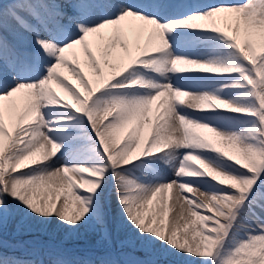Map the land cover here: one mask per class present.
Returning <instances> with one entry per match:
<instances>
[{
    "label": "snow or ice",
    "instance_id": "6c2138e0",
    "mask_svg": "<svg viewBox=\"0 0 264 264\" xmlns=\"http://www.w3.org/2000/svg\"><path fill=\"white\" fill-rule=\"evenodd\" d=\"M160 257L264 264V0H0V264Z\"/></svg>",
    "mask_w": 264,
    "mask_h": 264
},
{
    "label": "bare ground",
    "instance_id": "6f19581e",
    "mask_svg": "<svg viewBox=\"0 0 264 264\" xmlns=\"http://www.w3.org/2000/svg\"><path fill=\"white\" fill-rule=\"evenodd\" d=\"M143 39H146V37H142V40ZM81 59L83 60V56H81ZM86 71H87V69H86ZM153 119H154V114H153ZM194 194L195 193H193V195ZM173 215H175V213H173ZM21 221L24 224L23 227H27V229L30 230V231H28L24 228H21V231L28 232L27 234H29L30 237L33 240H35L33 245H37V244L59 245V246L68 248L69 251L70 250H76L75 247L77 245H84V246H86L85 250L87 252H91L97 248L98 241L100 239L98 232L91 230V229H88L86 231H83V232H81L79 234H75V235L71 234V233H66L65 236H63V237L60 236V238H57L54 235V232L57 231L58 225H51V226H48L46 229H44L41 226L33 224L31 222H26L23 220H21ZM15 222L19 223V220H16ZM35 228H37V229H35ZM8 231H9V228L7 227L4 230V232L6 233ZM68 236H73V237H71L69 239V238H67ZM16 244H17V242H16ZM28 244H30V242H28L26 245H28ZM84 255H87V253H84ZM160 259H161V264L172 263L175 260V258H173V257H168L167 261H165V259L163 257H160Z\"/></svg>",
    "mask_w": 264,
    "mask_h": 264
},
{
    "label": "rangeland",
    "instance_id": "374dc122",
    "mask_svg": "<svg viewBox=\"0 0 264 264\" xmlns=\"http://www.w3.org/2000/svg\"><path fill=\"white\" fill-rule=\"evenodd\" d=\"M16 220H19V223H16L15 222ZM21 220L22 219H19V218H16L15 220H11L7 225V227L9 228V231L6 233L3 232V238L6 239L10 244H16V242H17V244L26 245L28 242H30V244H28V245H33L35 240H33L30 237V235L27 234L28 232L21 231V228L28 230L27 227H23L24 224ZM35 229H37V228H35ZM86 230H88V229H86ZM86 230H82V232L86 231ZM28 231H30V230H28ZM66 233H68V232H66L63 228L58 226L57 231L54 232V235L57 238H60V236H62V237L65 236ZM71 237H73V236H68L67 238L70 239ZM21 239H22V242H21ZM56 246H59V245H56ZM60 247H62V246H60ZM62 248L69 251L68 248H65V247H62ZM85 248H86V246H84V245H77L75 247L76 250H70V252L83 256L84 253H87V254L89 253L85 250ZM137 255L141 256L142 258H145L144 253H137ZM165 264H172V263H165Z\"/></svg>",
    "mask_w": 264,
    "mask_h": 264
},
{
    "label": "trees",
    "instance_id": "16d2710c",
    "mask_svg": "<svg viewBox=\"0 0 264 264\" xmlns=\"http://www.w3.org/2000/svg\"><path fill=\"white\" fill-rule=\"evenodd\" d=\"M21 242H22V239H21Z\"/></svg>",
    "mask_w": 264,
    "mask_h": 264
}]
</instances>
